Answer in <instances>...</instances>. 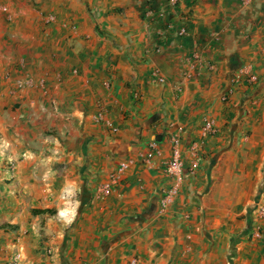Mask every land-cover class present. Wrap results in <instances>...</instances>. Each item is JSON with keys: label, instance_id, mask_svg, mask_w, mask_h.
Returning <instances> with one entry per match:
<instances>
[{"label": "crops", "instance_id": "crops-1", "mask_svg": "<svg viewBox=\"0 0 264 264\" xmlns=\"http://www.w3.org/2000/svg\"><path fill=\"white\" fill-rule=\"evenodd\" d=\"M263 208L264 0H0V264H264Z\"/></svg>", "mask_w": 264, "mask_h": 264}, {"label": "rangeland", "instance_id": "rangeland-1", "mask_svg": "<svg viewBox=\"0 0 264 264\" xmlns=\"http://www.w3.org/2000/svg\"><path fill=\"white\" fill-rule=\"evenodd\" d=\"M90 2H85V4H89ZM37 5H39L40 4V2H37L36 3ZM42 7H39L40 9L41 8H44V5L42 4L41 5ZM43 10V9H42ZM91 12V11H90ZM61 14H62V12L60 11V8H57L56 9V7H53V10H45V11H42L41 12V14H40V16H41V23L44 25V26H54V25H58V24H60V22H62L61 21V19H65V25L66 26H68L69 28H70V30L72 31V33L70 34V36L71 35H74L73 34V32H77L78 31V28H79V25L80 24H78V20H76V18H74V17H66V16H64V18H63V16H61ZM91 18H90V20L91 21H94V22H96V24H97V26H98V22H97V20H99L100 19V17H94V16H92V14L91 15H89ZM10 20L12 19V17L11 18H9ZM108 20L110 21V19L108 18ZM18 51V50H17ZM57 55V53H55L54 54V56H56ZM245 66H248V64L247 65H245ZM244 66H242V67H240L238 70H237V72H236V74L234 75V83L235 82H240V80H242L243 79V77H246V80H247V82L248 83H251V84H253V83H256V82H258L259 81V76H258V79L256 80V81H253V82H251V81H249L248 80V78H247V76H242L239 80L237 79V75H238V73L240 72V70L243 68ZM162 83V82H161ZM228 91V93H226V94H224L223 95V100L224 101H226L227 100V98H228V95L230 94V90H227ZM207 122H212L213 123V127H214V131H206L205 130V126H206V123ZM110 129L111 130H113L114 132H117V129L116 128H113V127H110ZM202 131H203V134H205V135H211V134H215L216 133V131H217V128H216V126H215V122L212 120V119H206L205 120V122L203 123V125H202ZM148 148H149V150L147 151V153H143V154H145L144 155V160H150V159H152V157H153V155L155 154V152H156V149H157V142L156 141H151L150 142V144H149V146H148ZM175 148H179L180 150H181V152H182V156H183V162H184V176H183V179L181 180V182L179 183V185H178V193H177V195H176V197L178 196V194H179V192H180V187H181V184L183 183V181H184V178H185V174H186V172L188 171V169L186 168V161H185V157H184V152H183V150L181 149V147L177 144V138H176V140H174V148H173V150H172V155H171V158H170V160L168 161V163L171 161V159H172V156H173V153H174V150H175ZM199 150H200V147H198L197 145H193L192 146V148H191V152H192V160H191V164H190V167H189V171H194L197 167H198V160H197V155H198V153H199ZM167 163V164H168ZM197 163V164H196ZM167 164H166V166H167ZM120 165V164H119ZM195 165V166H194ZM191 169V170H190ZM167 171V170H166ZM168 173V172H167ZM168 175L169 176H171L169 173H168ZM172 177V176H171ZM173 178V177H172ZM174 179V178H173ZM175 184V183H174ZM174 184L170 187V188H172L173 186H174ZM170 188H168V190L170 189ZM176 197H175V199H176ZM174 199V200H175ZM134 258V257H133ZM130 260V259H129ZM128 260V261H129ZM137 264V263H136Z\"/></svg>", "mask_w": 264, "mask_h": 264}, {"label": "built area", "instance_id": "built-area-1", "mask_svg": "<svg viewBox=\"0 0 264 264\" xmlns=\"http://www.w3.org/2000/svg\"><path fill=\"white\" fill-rule=\"evenodd\" d=\"M195 57L196 58L200 57L197 52L195 53ZM242 76H247L248 80L251 82L256 81L258 79V76L256 74L252 73L250 66H244L240 70V72L238 73L237 79L239 80ZM157 78L160 82H162V83L165 82L164 77L157 75ZM205 130L206 131H214L213 123L207 122L206 126H205ZM10 165H12V164H10ZM127 167H128V162H126V161L121 162L119 165V172H122ZM166 170L174 178L175 184L172 188L167 190L166 193L164 194V196L161 200V204L163 207H167L169 204H171L174 201V199L178 193V185L181 182V180L183 179V176L185 173L184 172L183 156H182V152L179 148H175L172 159L166 166ZM117 178H118V176L116 174H114V176L111 177V181L114 182L117 180ZM109 187H110V183L104 185L102 187L101 191L102 192L107 191L109 189ZM262 213H264V208L262 209ZM257 236L261 237V234L258 233ZM19 259H20V254H16V256L13 259H11L7 264H17ZM136 263H137V258H135V257L131 258L127 262V264H136Z\"/></svg>", "mask_w": 264, "mask_h": 264}, {"label": "trees", "instance_id": "trees-1", "mask_svg": "<svg viewBox=\"0 0 264 264\" xmlns=\"http://www.w3.org/2000/svg\"><path fill=\"white\" fill-rule=\"evenodd\" d=\"M44 212H48V213H50V214H53V211L52 210H45V211H43V213Z\"/></svg>", "mask_w": 264, "mask_h": 264}]
</instances>
